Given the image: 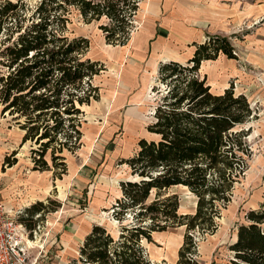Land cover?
<instances>
[{
  "label": "trees",
  "instance_id": "16d2710c",
  "mask_svg": "<svg viewBox=\"0 0 264 264\" xmlns=\"http://www.w3.org/2000/svg\"><path fill=\"white\" fill-rule=\"evenodd\" d=\"M140 2L132 0L130 17L137 13ZM55 3L41 0L36 20L25 28L17 18L21 3L0 5V34L12 32L0 52V65L5 69L0 75V104L2 114L8 113L25 131L22 144L30 141L38 146L32 150L33 171L51 170L46 159L50 151L54 167L63 168L55 177H62L67 173L64 151L75 153L82 147V106L99 101L100 88L92 80L104 66L87 57V38L65 34L68 18L62 11L64 5ZM64 3L86 20L106 16L113 26L118 23L114 28L101 27L108 44L126 46L130 41L134 20L127 21L119 0ZM195 47L186 65L171 61L160 66L157 81L165 84L166 92L153 88L160 94L147 126L154 138H142L135 155L121 162L128 165L133 180L120 183L122 196L110 212L122 222L130 215L131 225L123 226L116 237L95 225L80 250L82 264H154L142 241L151 243L154 233L174 227L186 229L176 264H199L195 234L205 236L217 230L216 219L228 207L249 166L251 129L246 130L245 124L255 115L248 98L236 94L233 86L215 93L207 77L200 76L203 62L221 55L238 59L229 39L210 36ZM16 164V160L5 162L8 167ZM175 186L196 196L195 214L179 215L178 196L167 195ZM45 210V204L37 202L21 212L18 220L28 230H35ZM246 220L247 224L238 227L237 239L229 247L231 257L224 264H264V204L250 211Z\"/></svg>",
  "mask_w": 264,
  "mask_h": 264
},
{
  "label": "rangeland",
  "instance_id": "374dc122",
  "mask_svg": "<svg viewBox=\"0 0 264 264\" xmlns=\"http://www.w3.org/2000/svg\"><path fill=\"white\" fill-rule=\"evenodd\" d=\"M7 1L22 4L17 18L24 28L31 24V20H36L41 0H0V5ZM91 1L94 4L106 2ZM150 1L141 0L132 18L129 13L132 0H119V7L124 9L122 13L127 21L130 18L134 20L131 35L146 23ZM55 2L54 6L64 5L62 11L68 18L65 34L70 38H87L90 41L87 57L104 66V70L92 80L94 86L100 88V99L82 106V147L75 153L64 151L62 156L66 158L67 173L62 177H55L63 172V168L54 167L50 151L46 159L51 170L33 171L32 150L38 146L30 141L22 144L25 131L8 113L2 114L0 104V200L12 213L23 212L37 202L45 204L46 210L39 223L36 222V228L40 227L30 249L31 258L36 259L37 264H71L75 260L76 264H82L79 261L80 250L87 231L76 228L81 218L82 224L85 221L90 225L103 226L115 237L121 233L123 226L131 225L130 215L122 222L113 218L105 207L122 196L121 180L131 178L128 165L121 162L135 155L142 138H154L148 134L147 126L153 120L160 94L151 90L144 102L135 104L133 95L125 93V81L121 80V74L125 72L123 55L126 48L108 44L106 33L101 29L102 26L114 28L119 26L118 23L113 26L106 16L100 20H86L64 0ZM203 10L216 18L215 33L208 34L206 40L210 36L229 39L238 59L221 55L215 61L203 62L200 76L207 77L215 93H222L224 87L233 86L236 94L248 98L255 115L245 124L246 130L251 129L247 142L252 152L245 176L236 185L228 207L216 219L218 228L214 234H195L199 264H224L231 257L229 247L237 239L238 227L248 223L246 215L250 211L258 210L264 204V0H216L214 6L208 3ZM124 33L126 35V28ZM11 34L5 31L0 34V52L4 39ZM190 48V45L183 47L180 58L178 54L174 58L186 65L184 59L188 57ZM4 72L0 65V75ZM156 86L158 91L166 92L165 84L157 81ZM128 111L139 115L141 120L127 126L122 119ZM15 160L16 165H5V162L13 163ZM81 165L82 182L76 174ZM167 195L178 196L179 215L195 214L197 198L187 188L172 187L167 190ZM28 225L33 226V223L28 221ZM185 234V227L169 228L154 233L151 243L143 240L141 246L152 263L176 264Z\"/></svg>",
  "mask_w": 264,
  "mask_h": 264
},
{
  "label": "crops",
  "instance_id": "0c3cea01",
  "mask_svg": "<svg viewBox=\"0 0 264 264\" xmlns=\"http://www.w3.org/2000/svg\"><path fill=\"white\" fill-rule=\"evenodd\" d=\"M208 3L214 6L216 0H179L177 3L175 0L150 1V12L147 14L146 23L132 35L128 44L124 46L126 48L123 55L125 72L121 74V80L125 81L123 83L125 93L133 95L135 104L144 102L145 96L152 93L151 90L157 85L158 73L162 64L171 61L183 64L184 62L175 59L174 56L178 54L180 58L182 48L190 45L188 57L183 58L187 63L194 55L195 44L204 43L208 34L215 33V15L203 10ZM177 51L179 53H176ZM209 85L213 91V85L211 83ZM226 89L224 87V90ZM123 118L122 122L125 121L127 126L135 125L141 120L140 116L132 111H128ZM76 174L78 180L82 182V165L79 166ZM113 205L114 203H111L105 207L107 212L110 213ZM94 226L85 221L82 224L81 218L76 228L87 231L85 233L87 237Z\"/></svg>",
  "mask_w": 264,
  "mask_h": 264
},
{
  "label": "built area",
  "instance_id": "2783aa9c",
  "mask_svg": "<svg viewBox=\"0 0 264 264\" xmlns=\"http://www.w3.org/2000/svg\"><path fill=\"white\" fill-rule=\"evenodd\" d=\"M21 211H8L0 200V264H37V260L31 258L30 249L40 226L28 230L18 220Z\"/></svg>",
  "mask_w": 264,
  "mask_h": 264
},
{
  "label": "water",
  "instance_id": "95a60500",
  "mask_svg": "<svg viewBox=\"0 0 264 264\" xmlns=\"http://www.w3.org/2000/svg\"><path fill=\"white\" fill-rule=\"evenodd\" d=\"M133 177H129V179L125 180V181H130ZM124 180H121V182H123Z\"/></svg>",
  "mask_w": 264,
  "mask_h": 264
}]
</instances>
